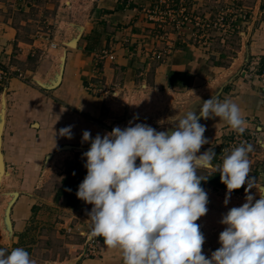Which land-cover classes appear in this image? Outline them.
Listing matches in <instances>:
<instances>
[{
  "label": "crops",
  "instance_id": "obj_1",
  "mask_svg": "<svg viewBox=\"0 0 264 264\" xmlns=\"http://www.w3.org/2000/svg\"><path fill=\"white\" fill-rule=\"evenodd\" d=\"M175 1L93 0L90 19L86 25H79L83 27V30L75 36L78 38L77 45L73 47L68 44L73 38L65 41L59 58L51 63L46 76L42 79H35L38 85H40L38 81L52 82L60 73L61 63L66 55L60 84L51 89L40 85L43 89L53 90V95H50L52 99L49 98V100L53 101H50V109L54 116L47 129L49 134L46 133L50 138L47 144L52 145V151L45 155V165L47 156L54 154L51 161L53 163L63 154L60 149L65 145L90 147L91 141L84 142L82 139L84 131H89L94 139L97 134L103 137L114 127L123 129L130 126V122L131 126L141 123L140 118L133 112L134 105L139 102L145 106L150 105L151 110L155 111L154 128L157 131H167L178 123V121L174 122V109H171L172 101L170 100L173 99L175 90L177 92L192 90L197 85V80L203 78L207 79L205 90L214 89L216 85L217 89L241 68L242 72L246 71L227 83L217 97L221 101L227 98L236 103L247 125L256 126L264 136V88L258 78V74L264 70V0H256V5L247 21L239 20L237 31L239 37L237 47L233 49L235 53L232 55H225L227 54L225 49H212V40L209 35H205L202 29L190 23L177 31L169 29L163 41L160 35L164 31L161 28L166 29L168 25L162 21L169 19L165 13L167 7L174 6L173 8L179 9L181 0H177V3ZM36 2L37 0H20L15 4L9 0H0V12L7 11L9 8L13 11L27 12L36 5ZM185 3L186 8L194 12L200 10L206 1L188 0ZM29 21L31 20L22 18L20 24L24 26ZM164 42L170 46L168 54L158 61L153 57L152 52L156 47H163ZM44 45L45 43L38 39L21 38L19 28L13 23V17L2 19L0 14V60L7 67L13 62L25 63L28 59L39 56L44 50ZM247 55H249V60L245 63ZM224 56L230 58L226 66L219 63L211 64L212 60L219 61L224 59ZM42 60L46 61V59ZM11 65L15 68V64ZM26 71L36 73L35 70L28 68ZM172 72L185 73L182 83L171 84ZM28 85H30L29 81H20L19 78L12 77L6 86H0V89L6 91V97L9 90L17 88L13 93L19 97L16 99V104L20 103L21 106H18L23 109L24 129L22 132L38 130L45 123L41 121L39 115L46 111V95ZM93 86L105 87L108 92L112 90V94L100 93ZM164 102H169V104L164 105ZM104 103L110 108L109 110H104ZM197 103L196 99L194 103L185 107L177 116L178 120L184 118L188 112H193ZM10 105L11 101L7 98L2 147L6 170L8 163L5 138L11 113ZM162 108H167V112L164 113ZM199 122L206 127L204 136L209 143L203 145L198 154H203L212 148L215 152L212 163L213 165L220 164L223 144L234 131L218 117L201 119ZM68 126H71V139L59 135V130ZM253 149H257V155L251 154L248 157L251 162L249 178L255 177L256 185L259 187L264 184V150L254 145ZM6 174L7 172L4 173ZM66 175L68 174L64 173L59 176L52 199L45 201L42 199L43 203L30 204L27 195L20 192L12 209L13 235L7 244L0 243V248H6L10 252L13 248L22 247L30 254L40 243V238L44 237L37 234L33 226H42L44 224L42 220L45 218L58 219L56 226H60L62 221L63 223L65 221L64 226L72 228V232H69L64 226L61 227L64 229L58 230L60 238L65 239L67 236L71 237L70 233H76L77 236H83L85 239V235L80 231L86 232L90 229L88 213L92 205L82 201L76 207H70L66 201L55 202L56 190ZM246 187L247 184L239 192L232 191L231 199L241 196ZM203 189L208 194V205L216 202L215 208H219L218 205L223 202L224 196L219 194L228 195L226 189L217 188L211 184H205ZM249 194L255 199L259 197L255 187ZM231 199L228 200L231 201ZM245 202L244 198L240 206ZM39 207L41 208L36 214L34 209ZM223 212L219 210L217 214L222 215ZM30 237L34 239V243L28 240ZM99 238L102 242L98 256H81L85 246L84 240L79 246L80 254L77 255V252V254L66 256L62 264H123L120 251L108 248L103 244V237ZM54 264H56L55 261Z\"/></svg>",
  "mask_w": 264,
  "mask_h": 264
},
{
  "label": "clouds",
  "instance_id": "obj_2",
  "mask_svg": "<svg viewBox=\"0 0 264 264\" xmlns=\"http://www.w3.org/2000/svg\"><path fill=\"white\" fill-rule=\"evenodd\" d=\"M215 117L238 134L246 130L240 107L212 96L203 101L199 115L188 112L173 130L130 122L94 139L83 132V141L91 146L83 153L87 174L76 196L92 205L91 234L119 250L123 264H264V185L257 187L256 178H249L252 145L225 150L217 165L212 148L198 154L209 143L199 121ZM59 135L71 139V126L61 128ZM199 169L220 173L228 193L225 205L233 190L247 184L246 202L223 215L221 246L210 258L203 253L205 237L197 223L208 212V194L201 187L207 178L198 175ZM253 187L259 199L249 194ZM0 264L35 262L16 247L10 252L0 248Z\"/></svg>",
  "mask_w": 264,
  "mask_h": 264
},
{
  "label": "rangeland",
  "instance_id": "obj_3",
  "mask_svg": "<svg viewBox=\"0 0 264 264\" xmlns=\"http://www.w3.org/2000/svg\"><path fill=\"white\" fill-rule=\"evenodd\" d=\"M187 1L181 0V4L185 5V2ZM204 1H206V4L203 5L200 10H195L193 12L187 9L192 19V21L188 23L194 24L199 29H202L205 35H209L210 40H212V49H225V51H227V54L225 55L234 54L235 52L233 49L237 47V41L239 37L237 32L239 29L238 24L239 20H242L240 19V12H237L236 9L243 8L245 11H247L249 18L252 9L256 5V0ZM92 3L93 0H37L36 5L31 7L27 12L21 10L13 11L11 8H9L7 11L0 12L2 19H7L10 16L13 17V23L17 28H19L21 38L38 39L41 40L42 43H45L44 50L40 52L39 56L32 59L30 58L25 63H11L15 64V68H12L11 64L8 67L11 72L13 71L11 77L9 76L10 79L13 77L19 78L20 81H29L30 85L28 86L35 87L40 92L42 91L43 94L46 95L45 97L47 100L46 111L43 113L41 112V116L39 115L41 121L45 122L44 124L46 126L44 127L43 124L38 130L22 132L24 129V121H22V115H24L22 112L23 109L22 107L18 106H21L20 103L16 104V99H19V97L17 95L16 97L15 93H13L17 88H14V90H9L7 94V98L9 101H11V113L9 114L5 138V151L8 163L6 170L7 174H3V179L1 178L0 180V243L7 244L11 237L10 230H7L6 228L4 217L5 209L10 198L12 200L10 194L12 191H19L24 195H27L30 204L43 203V200L45 201L52 199V193L55 191V186L59 180V176L67 173L83 181L87 174V169L84 166L86 163V157L83 156V153L88 150L83 149H74L68 151L62 150L63 154H61L53 163H50L49 167L46 168L44 166L45 155L52 151V145H48L50 138L47 136V134H49L47 129L49 128L50 121H52L51 119L54 116L50 109V101H53L49 100V98L52 99L50 95H53V90L41 88L40 85L36 83L35 79H42L46 76L51 63L55 62V60L59 58L61 49L64 46V42L75 37L81 32L77 25H86L88 23L90 19ZM175 3H177V0ZM173 7L174 6L167 7L166 10H176ZM176 11L174 12L178 14ZM222 12L225 14V16L227 15L228 20H231L232 18L236 19L237 24L234 31H232L231 28H227V24L225 27H215L214 23L217 22V18ZM22 18H25L26 20L30 19L31 21L23 26L20 24ZM166 20L163 19L162 21L164 24L167 23L168 25L166 29L161 28L164 31L161 34L164 36V38H162L160 35L163 41L165 40L169 29L172 31H177L182 28H177L176 22H174L172 18H169L167 21ZM203 22H210L211 26L203 27ZM222 37L225 39V41H222ZM43 38H46V40H43ZM164 43L165 45H163V47L154 48L157 52H162L163 58H165L168 54V51L166 50H169L170 47L167 42ZM42 59H46V61H43ZM156 60L159 61L160 59L156 58ZM229 60L230 58L224 56V59L219 61L212 60L211 64L219 63L226 66L229 64ZM27 68L35 70L36 73H31L29 71L27 73ZM18 69H20V71L23 73L22 76L20 75ZM206 81L207 79L205 78L197 80V85H195L194 89L189 91L184 90L177 92L175 90V93H173V99L169 98L172 101L171 109H174L173 119L175 123L178 121L177 116L182 113L185 107L194 103L196 99L198 101L204 99L216 89L217 85L214 89L205 90L207 87L205 86L207 85ZM3 92L4 89H0V104ZM108 94H112V90H109ZM163 104L167 105L169 102H164ZM103 106L104 110L110 109L105 103ZM134 106L133 112H135L137 117L140 118L139 120L141 123L154 128L155 111L151 110L150 105L145 106L142 102H139ZM166 109L167 108L163 109L164 113L167 112ZM44 117H46V119ZM212 193L216 194L214 191H212ZM219 195L224 196L223 200L221 199L223 202L218 205L219 208H215L214 204L216 202L212 201L214 203L211 202V205H207V214L197 221L206 240L203 245V253L208 258L211 257L212 252L221 246L219 243V234L226 227L220 222L223 215L228 212L230 207H239L246 194L244 192L241 196L233 197V199L229 197L228 199H231V201L228 200L227 205L224 203L226 196L224 194ZM40 208L41 207L34 209L36 214L39 212ZM219 210L224 211V214H217L219 213ZM42 221L44 222L42 226H33V230H35L37 234L44 236L43 238H40V243L34 247L35 249L30 252V258L35 262V264H54V261L56 264H62V260L66 256L77 254V252V255L80 254L79 246L84 241L83 236L82 238L77 236L76 233H70L71 237L67 236L65 239L60 238L58 236V230L64 229L61 227L64 226L65 221L63 223L61 220L62 223L60 226H56L58 219L54 220L52 218H45V220ZM39 228L40 231H38ZM35 236L37 237V235ZM28 240L34 243V239L32 237H30Z\"/></svg>",
  "mask_w": 264,
  "mask_h": 264
},
{
  "label": "built area",
  "instance_id": "obj_4",
  "mask_svg": "<svg viewBox=\"0 0 264 264\" xmlns=\"http://www.w3.org/2000/svg\"><path fill=\"white\" fill-rule=\"evenodd\" d=\"M12 3H18L20 2V0H9ZM177 10V11H176ZM174 11H176L178 14H176L172 9H168L165 13L167 15V18H172V20L174 22H176V27L177 28H181L183 27L185 24H187L188 22L192 21L190 14L186 8V6L184 4L180 3L179 9H176ZM237 12H240V16L242 20H247L248 19V13L247 11H245L243 8L242 9H236ZM199 22V21H198ZM200 24V22H199ZM215 27L219 26V27H225V25L227 24V28H231L232 31L235 30L236 27V19L232 18L231 20H228L227 15L225 16V14L222 12L221 15L217 18V22L214 23ZM203 27L205 26H211L210 22H203ZM227 30V29H226ZM162 38H164V36L161 35ZM222 41H225V39L222 37ZM168 51V50H166ZM153 57L154 58H158V59H163V54L162 52H157L155 49L152 52ZM20 72V75L22 76L23 73L20 71V69H18ZM246 71V70H245ZM243 71L241 73V75L245 72ZM13 74V71L11 72L9 67H7L5 65L4 62H2L0 60V86H6V84L9 82L11 75ZM10 76V77H9ZM258 78L259 81L261 82V84L263 85L264 88V70L262 72H260L258 74ZM91 86V85H90ZM94 89H97L100 93H107L108 89H105V87H97V86H93ZM247 130L244 131L243 134H238L236 132H233L231 137L226 140L223 144L222 147V152L220 155V163L222 162V157L226 154L225 150H228V153L231 152V150L234 147L239 146L241 143H247V144H251L252 147L257 146L258 149H262L264 150V136L261 135V130H259L256 126L254 127H249V125H247L246 127ZM257 155V149H253L250 153H248V157L251 155ZM137 164H139V160H137L136 162ZM69 232H72V228L71 227H66L64 226ZM77 229L80 231V228L77 227ZM83 235H85V246L84 249L82 251L81 256L84 257H93V256H98L99 255V247L100 244L102 242V240L99 237H95L91 234V227L89 229V231H80Z\"/></svg>",
  "mask_w": 264,
  "mask_h": 264
},
{
  "label": "water",
  "instance_id": "obj_5",
  "mask_svg": "<svg viewBox=\"0 0 264 264\" xmlns=\"http://www.w3.org/2000/svg\"><path fill=\"white\" fill-rule=\"evenodd\" d=\"M79 26V25H78ZM80 29V31L83 30L82 26L78 27ZM78 42V38L77 37H73L72 40H70L68 42V44L70 46L75 47L77 45ZM63 63H61V71L60 73L57 74L56 78L52 81V82H42V81H38L40 83V85L44 88H54L57 85L60 84L61 80H62V76H63V71H64V66H65V61H66V55H64L63 58ZM249 60V55L246 56L245 58V63L248 62ZM242 73V68L239 69V71L235 72L233 75H231L230 77H228L216 90H214L210 95L206 96L204 99H201L200 101H198V103L196 104L194 111L193 112H197V115H199V111L201 110L203 101H206L208 99H210L212 96L213 97H217L218 95L221 94V92L223 91L224 86L233 81L235 79V77L239 76V74ZM6 88V87H5ZM5 94V96H3ZM1 104H0V180L1 178L3 179V174L6 172V164H5V157H4V152H3V135H4V129H5V124H6V114H7V97H6V91L4 90V92L2 93L1 96ZM175 127H170L168 130H173ZM90 147H82V146H73V145H65L63 146L60 151L64 150V151H68V150H89ZM54 158V154H49L47 156V160H46V165L45 167H48V164L51 163V161ZM1 185V184H0ZM264 185V184H261ZM11 197L14 196V198L12 199V201H9L7 204V207L5 209V223H6V228L7 230H10L11 232V236L13 235L14 232V227H13V220H12V209L14 204L16 203L20 192L19 191H15V192H11ZM259 199V197L257 198Z\"/></svg>",
  "mask_w": 264,
  "mask_h": 264
},
{
  "label": "trees",
  "instance_id": "obj_6",
  "mask_svg": "<svg viewBox=\"0 0 264 264\" xmlns=\"http://www.w3.org/2000/svg\"><path fill=\"white\" fill-rule=\"evenodd\" d=\"M185 76V73H179V72H172L171 73V84H180L183 81V78ZM176 77V79H174ZM198 175L202 177H206V181H201V187L205 184H211L217 188H223L226 189V186L220 182V173L215 171H210L208 169H199ZM82 181L76 177H73L71 175H66L62 179L61 185L57 188L55 193V201L58 203L67 202V205L70 207H76L82 200L78 199L76 196V192L78 190V186ZM244 188L241 187L238 190H233L234 192H239Z\"/></svg>",
  "mask_w": 264,
  "mask_h": 264
},
{
  "label": "bare ground",
  "instance_id": "obj_7",
  "mask_svg": "<svg viewBox=\"0 0 264 264\" xmlns=\"http://www.w3.org/2000/svg\"><path fill=\"white\" fill-rule=\"evenodd\" d=\"M13 198H14V196L12 197V199H13ZM10 200H11V198H10ZM10 200H9V201H10ZM11 201H12V200H11Z\"/></svg>",
  "mask_w": 264,
  "mask_h": 264
}]
</instances>
